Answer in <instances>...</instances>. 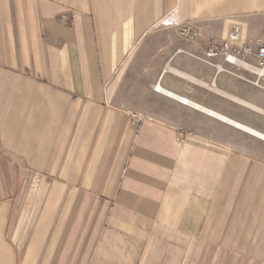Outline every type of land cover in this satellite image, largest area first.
Wrapping results in <instances>:
<instances>
[{"label":"crops","instance_id":"0c3cea01","mask_svg":"<svg viewBox=\"0 0 264 264\" xmlns=\"http://www.w3.org/2000/svg\"><path fill=\"white\" fill-rule=\"evenodd\" d=\"M235 30L264 0H0V264H264V78L204 56Z\"/></svg>","mask_w":264,"mask_h":264},{"label":"built area","instance_id":"2783aa9c","mask_svg":"<svg viewBox=\"0 0 264 264\" xmlns=\"http://www.w3.org/2000/svg\"><path fill=\"white\" fill-rule=\"evenodd\" d=\"M164 25L166 26H178V22L172 20H165ZM185 33L191 34L192 36L197 37L198 34L194 33L191 29L185 28ZM240 38L239 31H233L229 33L228 38L221 43H212L209 48L205 51V59L211 60L216 57H220V63L216 65L217 69H220L222 63H227L235 67H243L240 57L242 55H254L258 61V66L251 68L257 76V79L264 78V37L262 38L260 44L256 49H253L245 44L235 45L234 42L238 41ZM154 92L157 94H162L169 98L177 100L183 106H192L198 108V106L193 105L187 98L175 96L167 91H165L159 84L154 86ZM208 114L212 115L211 112Z\"/></svg>","mask_w":264,"mask_h":264},{"label":"rangeland","instance_id":"374dc122","mask_svg":"<svg viewBox=\"0 0 264 264\" xmlns=\"http://www.w3.org/2000/svg\"><path fill=\"white\" fill-rule=\"evenodd\" d=\"M218 43V42H217ZM154 89V88H153Z\"/></svg>","mask_w":264,"mask_h":264}]
</instances>
